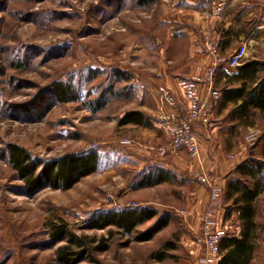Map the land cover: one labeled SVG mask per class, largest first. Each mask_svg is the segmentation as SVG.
Returning a JSON list of instances; mask_svg holds the SVG:
<instances>
[{
    "label": "rangeland",
    "instance_id": "374dc122",
    "mask_svg": "<svg viewBox=\"0 0 264 264\" xmlns=\"http://www.w3.org/2000/svg\"><path fill=\"white\" fill-rule=\"evenodd\" d=\"M194 1L0 0V67L5 71L0 77V264H55L64 243L51 247L49 232L62 221L78 236L109 240V249L95 254L101 264H194L189 246L199 234L189 228L188 195L192 182H199L197 176L179 178L185 184L138 188L144 171L137 160L139 150L162 158L174 155H161L170 143L153 146L149 130L119 125L125 113L155 107L146 83L158 88L161 71L189 69V43L178 28L187 25ZM246 45V60H264V33ZM94 72L98 76L91 80ZM56 82L74 85L78 100L40 101L37 109L24 111L22 105L46 99ZM98 99L108 103L95 113L88 103ZM222 122L223 128L232 129ZM230 131L223 151L226 160L258 153L264 121H257L252 130ZM252 133L253 143L248 141ZM156 135L163 138L160 131ZM8 144L42 161L96 151L100 167L69 190L45 189L30 196L9 164ZM136 207H151L158 216L132 236L115 228L90 229L101 212ZM256 207V248L263 262L264 195ZM164 214L171 217L166 229L148 242L133 240ZM166 243L176 249L158 262L153 255Z\"/></svg>",
    "mask_w": 264,
    "mask_h": 264
},
{
    "label": "trees",
    "instance_id": "16d2710c",
    "mask_svg": "<svg viewBox=\"0 0 264 264\" xmlns=\"http://www.w3.org/2000/svg\"><path fill=\"white\" fill-rule=\"evenodd\" d=\"M264 61H248L238 68V73L229 75L225 71L227 86L220 92L222 94L220 107L228 103L235 104L227 117L232 127H255L257 121H264ZM5 71L0 67V77ZM98 73L91 75V80L97 78ZM232 86V87H230ZM75 86L69 83L56 82L48 90L45 98L22 105L24 111L38 108L40 101L43 103L60 102L68 103L78 100ZM106 100L98 99L88 103L95 113L103 110L107 105ZM146 125L145 114L141 111H129L119 120L120 126ZM254 151L242 161L231 173L224 194L227 214H238L240 234L227 235L221 243L222 259L219 264H251L258 240L259 225L256 222L255 203L259 196L264 194V134L258 139ZM6 152L9 164L16 172L19 180L24 183L26 194L33 196L45 189L69 190L82 179L96 173L100 167L99 154L96 151L83 153H68L58 159L42 161L33 157L28 150L16 144H8ZM171 172L160 167H151L142 172L138 188H151L166 183L183 184ZM158 211L151 207L126 208L122 210L104 211L99 213L93 221L92 230H105L115 228L125 236H132L136 229L155 219ZM171 222L170 215L164 214L157 223L147 232L135 238L137 242H148L158 233L166 229ZM113 235V233H111ZM49 245L51 247L64 243L57 249L55 264H101L95 256L109 249L106 238L78 236L69 230L65 222L52 225L49 232ZM93 244H96L93 247ZM172 243H166L162 250L153 255V259L163 262L169 258L168 252L175 250Z\"/></svg>",
    "mask_w": 264,
    "mask_h": 264
},
{
    "label": "crops",
    "instance_id": "0c3cea01",
    "mask_svg": "<svg viewBox=\"0 0 264 264\" xmlns=\"http://www.w3.org/2000/svg\"><path fill=\"white\" fill-rule=\"evenodd\" d=\"M192 3L194 5L190 9L187 25L178 28L180 33H185L184 37L189 43V49L186 53L191 61L189 69L182 72H176L175 70H173L174 72L161 71L158 75L160 76V79H158L160 85L157 87L164 86L168 88L175 95L179 105H186L187 99L181 82L184 80H194L198 83V89L203 97H209L211 91H215L220 94V100L217 103H211L209 106L210 123L203 124L198 122L194 126V132L200 147L198 157H189L190 160L186 159L188 154L185 151H181L177 155L162 158L157 157L155 153L142 149L141 151L143 152L139 150L140 153L137 160L141 170L160 167L171 171L178 179L187 180L188 175L190 177L202 172L208 173L213 181L223 189L224 206L214 211L215 229L225 232L227 235L238 236L240 234L238 214L236 212H232L231 215L227 214L229 203L225 202L224 194L231 173L246 158L239 160V157L236 155L231 160H226L224 157L223 151L227 146L229 131L234 130L232 127L235 124L230 123L227 117L236 105L228 103L226 107H220L222 96L220 91L227 86V78L223 75V72L225 71L229 75H234L238 73V68L220 65L216 70L214 80L210 82L208 72L215 61L208 50L207 44L208 42H214L222 56L230 57L241 46L255 42V35L264 33V0H198ZM255 60L264 61L261 58L253 57L250 60H246V62ZM154 85L156 84L150 85L146 83V87L155 103L154 108L143 107V109L147 110L146 113L141 111L145 114L147 124H130L124 127H139L149 130L150 132L147 134L151 137L152 145L160 147L168 145L170 139L162 130L159 115L163 112L171 113L174 109L161 103L158 88H153ZM222 121L224 123L227 122L232 129L228 131L227 127L223 128L221 126ZM239 128L242 130L244 126H239ZM246 128L252 130L254 127ZM159 131L163 133L162 139L157 138L156 132ZM223 136L225 139H223ZM143 143L145 144V142ZM210 150H212V154L213 151L215 152L214 160L209 158L208 152ZM183 183L185 184L186 181ZM192 183L193 185H191L190 194L188 195L190 206L188 208V223L189 228L195 234H200L202 230L201 217L208 205L210 195L206 185L196 180ZM263 195L259 196L255 206ZM189 250L194 264H204L206 259L209 258L205 246L198 244L194 240H192ZM258 254L256 248L251 264H263L264 260L263 262L261 258L258 260ZM222 257L223 253L221 252L218 259L208 264H219Z\"/></svg>",
    "mask_w": 264,
    "mask_h": 264
},
{
    "label": "built area",
    "instance_id": "2783aa9c",
    "mask_svg": "<svg viewBox=\"0 0 264 264\" xmlns=\"http://www.w3.org/2000/svg\"><path fill=\"white\" fill-rule=\"evenodd\" d=\"M209 52L214 58V65L209 69L208 79L210 82L214 80L216 70L220 65H228L233 68H239L246 62L248 53L247 45L241 46L230 57H224L214 42L207 44ZM184 88L187 103L179 105L175 95L166 87L158 88L160 101L163 105L174 109L171 113H160L159 121L162 130L168 135L170 145L167 149L160 151L161 155L178 154L185 151L191 157H198L200 147L194 132L196 123H210L209 106L211 103H217L220 100V94L211 91L209 97H203L198 89V83L194 80H184L181 82ZM256 140V133H252L248 137V141L253 143ZM197 180L206 185L209 190V202L206 206L201 220L202 230L197 237V243L202 244L208 251L209 258L204 264L216 260L221 255V243L227 236L225 232L215 229L214 211L222 208L223 189L209 176L208 173L202 172L196 175Z\"/></svg>",
    "mask_w": 264,
    "mask_h": 264
}]
</instances>
